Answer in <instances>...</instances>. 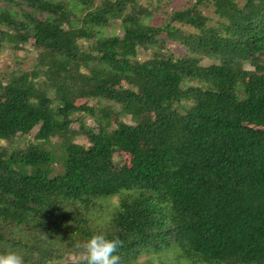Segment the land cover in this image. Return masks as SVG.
Instances as JSON below:
<instances>
[{
  "label": "trees",
  "instance_id": "16d2710c",
  "mask_svg": "<svg viewBox=\"0 0 264 264\" xmlns=\"http://www.w3.org/2000/svg\"><path fill=\"white\" fill-rule=\"evenodd\" d=\"M214 3L229 20L226 34L207 27L195 7L169 16L199 31L194 41L216 59L203 65L163 51L136 59L139 48L162 46L160 34L177 30L170 21L138 22L133 0H0V25L21 41L32 37L40 56L54 59L53 72L74 59L85 70L76 78L44 71V85L36 84L37 70L0 83V140L34 130L38 141L0 147V251L20 252L25 264L66 255L61 264H84L78 245L104 232L121 241L119 264H264V0ZM118 15L120 34L98 33ZM75 18L93 53L68 30ZM190 77L200 84L184 88ZM69 89L105 104L70 103ZM76 111L96 116L98 130H82L90 146L73 139ZM143 112L153 118L140 121ZM110 114L136 122L110 129L100 120ZM54 136L62 138L59 153L39 144ZM115 147L130 155L128 167H110ZM110 197L116 202L103 216L100 201Z\"/></svg>",
  "mask_w": 264,
  "mask_h": 264
},
{
  "label": "rangeland",
  "instance_id": "374dc122",
  "mask_svg": "<svg viewBox=\"0 0 264 264\" xmlns=\"http://www.w3.org/2000/svg\"><path fill=\"white\" fill-rule=\"evenodd\" d=\"M103 0H93L94 6L99 5ZM237 7H243L248 0H232ZM254 2H259L262 0H253ZM72 3V2H71ZM70 3V4H71ZM135 9L134 14L136 20L142 24H150V25H165L169 20V16L173 11L182 10L185 8H193L195 7V12L200 13L203 17L206 18L205 23L207 27H215L219 30L221 34H226L228 29L229 20L227 15L224 12L215 10L214 0H133ZM224 10V7H222ZM130 7L127 8L126 11H129ZM35 17L41 19L45 17V14L42 12H32ZM124 15V14H123ZM77 18H81L78 16ZM75 18V25H66L68 30H70L73 35L76 37L77 42L81 45V49L89 54L93 53L92 45L93 40L87 39L82 36L84 32V28L80 26L81 22H79ZM122 15L112 17L106 25L96 26V30L98 33H103L104 35H113L120 34L122 27ZM171 25L177 32L174 33L171 37H166L165 32L160 34V37L165 39V43L156 47H141L138 49L136 54V59L145 60L147 58H151L155 56V54L159 51H163L164 53L170 52L174 58L177 57H185V56H196L199 62L203 65H208L211 63H216V59L211 56H207L201 48L198 47L197 40L194 41L195 36L198 34V30L195 29L188 23H184L183 21H170ZM5 25H0L1 31H7L8 34L1 35L0 34V83L5 84L9 81L14 80L18 73L22 71H38V78L36 79V84L44 85L43 79L47 78L48 75L44 73V71L50 72L49 75H53L55 77H59L66 72L69 78H76L78 74L84 70V67L81 65V62L78 59H74L70 61L69 65H67L66 70H60L57 73L55 70L54 59L48 57H41L42 47L36 45L34 43V39L32 37H28L25 41H21V39L17 36V32L15 30H11L7 28ZM66 28V27H65ZM161 47V48H160ZM261 57H264V53H260ZM56 61V60H55ZM38 64V65H37ZM246 67H249L247 65ZM55 70V72H53ZM49 80V79H48ZM198 79L195 77H190L187 79L186 84H184V88L186 86L199 85ZM124 87L130 86L131 88L138 89L135 85H130L127 82L122 83ZM1 91V88H0ZM68 101L75 105H94L98 106L99 104H105L104 102H99L95 97H85L76 94L71 89L67 92ZM114 109H118L117 104H114ZM153 118V114L151 112H143L138 115V119L140 121H148ZM100 120L102 124H108L110 129L115 128L121 121L134 124L136 119H134L131 115L124 114L123 116H119L116 114H110L108 117L103 118L100 116ZM98 123L96 120V116H90L89 114L81 111H76L71 114V123L70 128L74 130L76 133L73 136V139L76 142L82 143L84 146H90L86 136L82 133V130L85 129H93L98 130ZM33 132H27L20 136H13L11 140H0V147H7L12 142L15 147H24L30 141L37 143V140L33 138ZM62 142V138L60 136L51 137L48 141L39 142L40 146L45 147L47 149L54 148L57 153L60 152L57 146ZM142 147L145 149H150L151 146L148 143H143ZM130 165V155L123 151L121 148L115 147L111 152V161L110 167L112 169H124ZM12 167L16 170H20V164H12ZM60 168L59 164L56 162L52 164L51 169L48 171V175L52 176L57 173V170ZM26 172H31L33 169L29 167H25ZM103 206L98 210L99 213L106 216L110 211V204H114L116 202V197L110 198H102L101 201ZM101 204V203H100ZM99 208V207H98ZM144 254H141L139 257L140 260L144 258ZM72 258L70 255L64 256L57 262H53L50 264H61L64 261ZM170 261V260H169ZM165 262V261H164ZM167 263V262H166ZM153 264H161L157 258L153 259Z\"/></svg>",
  "mask_w": 264,
  "mask_h": 264
},
{
  "label": "clouds",
  "instance_id": "9594fccd",
  "mask_svg": "<svg viewBox=\"0 0 264 264\" xmlns=\"http://www.w3.org/2000/svg\"><path fill=\"white\" fill-rule=\"evenodd\" d=\"M120 245L118 238H110L104 232H94L78 247L83 251L84 264H119L116 250ZM0 264H25V261L20 252L8 249L0 251Z\"/></svg>",
  "mask_w": 264,
  "mask_h": 264
}]
</instances>
